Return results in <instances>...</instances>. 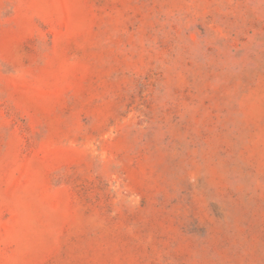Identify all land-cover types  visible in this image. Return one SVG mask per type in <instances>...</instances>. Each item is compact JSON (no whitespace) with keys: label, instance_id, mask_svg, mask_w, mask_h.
I'll use <instances>...</instances> for the list:
<instances>
[{"label":"rangeland","instance_id":"374dc122","mask_svg":"<svg viewBox=\"0 0 264 264\" xmlns=\"http://www.w3.org/2000/svg\"><path fill=\"white\" fill-rule=\"evenodd\" d=\"M0 264H264V0H0Z\"/></svg>","mask_w":264,"mask_h":264}]
</instances>
